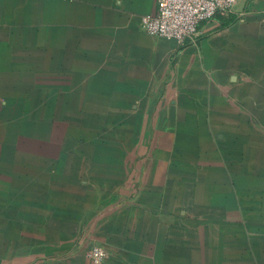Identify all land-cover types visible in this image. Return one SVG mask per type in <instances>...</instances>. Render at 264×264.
Returning a JSON list of instances; mask_svg holds the SVG:
<instances>
[{
  "label": "rangeland",
  "instance_id": "obj_1",
  "mask_svg": "<svg viewBox=\"0 0 264 264\" xmlns=\"http://www.w3.org/2000/svg\"><path fill=\"white\" fill-rule=\"evenodd\" d=\"M63 5L0 0V264L68 260L108 203L141 191L154 159L187 184L170 206L187 216L170 222L172 264H264V91L216 110L206 128L222 155L190 161L164 133L198 138L203 127L167 125L186 115L131 93L115 55L122 35L68 28Z\"/></svg>",
  "mask_w": 264,
  "mask_h": 264
},
{
  "label": "crops",
  "instance_id": "obj_2",
  "mask_svg": "<svg viewBox=\"0 0 264 264\" xmlns=\"http://www.w3.org/2000/svg\"><path fill=\"white\" fill-rule=\"evenodd\" d=\"M62 1L58 12L68 28L122 35L115 55L131 93L149 95L153 103L149 109L186 115L167 119L169 126H184L186 122L187 126L203 127L198 138L191 132L184 135L182 130L178 139L171 129L164 133L163 145L168 142L177 150L185 149L190 161L199 154L203 161L220 156V143L206 128L219 124L213 119L216 110L235 109L237 102L262 99L264 0H238L231 12L204 21L195 38L184 42L144 30L142 17L156 10L157 0ZM231 144L234 154L235 141ZM170 163L154 159L146 167L141 191L120 205L108 203L79 231L77 236L82 240L68 260L36 264H92L88 252L94 245L107 250L106 264H172L176 241L170 222L177 218L186 222L187 216L177 210L170 215V206L182 203L184 194L178 191L187 189V184L172 185L169 174L166 177ZM177 250L182 251L178 246Z\"/></svg>",
  "mask_w": 264,
  "mask_h": 264
},
{
  "label": "built area",
  "instance_id": "obj_3",
  "mask_svg": "<svg viewBox=\"0 0 264 264\" xmlns=\"http://www.w3.org/2000/svg\"><path fill=\"white\" fill-rule=\"evenodd\" d=\"M238 0H157L154 12L142 17L144 30L151 35L184 42L198 34L200 26L216 14L231 12ZM108 252L94 245L88 252L92 264H106Z\"/></svg>",
  "mask_w": 264,
  "mask_h": 264
}]
</instances>
